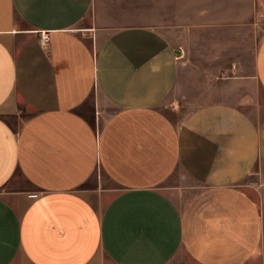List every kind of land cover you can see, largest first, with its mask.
Segmentation results:
<instances>
[{"label":"crops","instance_id":"0c3cea01","mask_svg":"<svg viewBox=\"0 0 264 264\" xmlns=\"http://www.w3.org/2000/svg\"><path fill=\"white\" fill-rule=\"evenodd\" d=\"M254 8L0 0V264L254 260L264 218L243 183L264 193V119L243 93L162 109L182 69L168 37L242 28ZM254 58L264 90V36Z\"/></svg>","mask_w":264,"mask_h":264},{"label":"rangeland","instance_id":"374dc122","mask_svg":"<svg viewBox=\"0 0 264 264\" xmlns=\"http://www.w3.org/2000/svg\"><path fill=\"white\" fill-rule=\"evenodd\" d=\"M253 10L251 19L242 28L168 37L179 51L182 69L172 93L162 104L167 115L184 114L222 96L240 98L243 93L245 102L252 106L253 117L259 121L264 119V90L253 79L254 55L264 36V14L257 8ZM234 27L238 26H231ZM254 178V175L248 177L243 185L256 196L264 218V193L255 191ZM175 181L173 177L163 187L168 188ZM170 264L182 263L174 259ZM250 264H264V238Z\"/></svg>","mask_w":264,"mask_h":264},{"label":"built area","instance_id":"2783aa9c","mask_svg":"<svg viewBox=\"0 0 264 264\" xmlns=\"http://www.w3.org/2000/svg\"><path fill=\"white\" fill-rule=\"evenodd\" d=\"M49 37L48 34L43 32L40 36V45L45 50H48Z\"/></svg>","mask_w":264,"mask_h":264}]
</instances>
